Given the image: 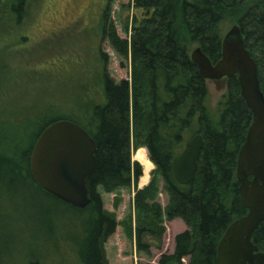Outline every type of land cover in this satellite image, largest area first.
Here are the masks:
<instances>
[{
  "label": "trees",
  "instance_id": "16d2710c",
  "mask_svg": "<svg viewBox=\"0 0 264 264\" xmlns=\"http://www.w3.org/2000/svg\"><path fill=\"white\" fill-rule=\"evenodd\" d=\"M7 1L12 11L24 13L27 0ZM134 9L130 42L118 36L112 22L105 34L122 59L130 58L132 81L117 80L103 69V98L90 105L89 115L81 118L84 121L67 118L86 129L97 144V169L88 181L91 203L85 208L68 204L33 178L30 158L34 143L49 124L63 119L56 117L33 122L28 144L11 148V154L3 153L0 146V191L5 181L14 183L19 178L71 206L84 218V234L74 264H112L106 246L119 221L104 207L99 189L111 192L130 186L133 179L137 182L142 176L139 164L133 169L129 153L132 118L134 144L147 148L141 147V153L154 163L170 195L164 212L169 219L182 218L188 226L176 235L174 252L162 254L159 264H185V259L187 264H217L218 244L225 230L247 213L236 167L253 115L236 77L226 78L227 90L217 110H211L207 80L191 60V47L200 46L213 62L217 61L226 25L235 22L257 62L264 92V0H134ZM106 16L108 13L107 22ZM197 133L204 138L198 170L191 183L180 184L175 178V162ZM3 141L0 128V145ZM148 159L137 160L142 165L147 162L150 173L153 163ZM157 187L153 176L136 193L137 243L145 251L152 245L145 241L146 236L159 241L166 231L163 209L154 202ZM126 229L131 236L132 222ZM253 242L264 250V222L255 231ZM29 264L41 262L35 259Z\"/></svg>",
  "mask_w": 264,
  "mask_h": 264
},
{
  "label": "rangeland",
  "instance_id": "374dc122",
  "mask_svg": "<svg viewBox=\"0 0 264 264\" xmlns=\"http://www.w3.org/2000/svg\"><path fill=\"white\" fill-rule=\"evenodd\" d=\"M9 4L0 2V128L4 133L0 146L6 154L26 146L33 122L44 117L84 121L81 118L89 115L90 105L103 98V69L117 80L132 81L130 58L122 59L105 34L112 22L118 36L130 42L135 13L134 0H27L24 13L12 11ZM235 24H227L226 32ZM207 87L215 112L227 90L226 78L207 80ZM134 127L131 118V164L133 169L141 166L142 176L111 192L99 189L104 207L119 221L106 247L112 264H159L162 254L174 252L176 235L188 226L182 218L169 219L164 212L170 195L154 163L142 155L144 146H135ZM138 157L153 163L150 173L147 162L142 165ZM153 176L158 186L154 202L163 209L166 231L159 241L146 236L152 245L145 251L137 243L136 193ZM83 219L31 181H5L0 191V264H29L35 259L41 264L76 263ZM130 222L131 236L126 229Z\"/></svg>",
  "mask_w": 264,
  "mask_h": 264
},
{
  "label": "water",
  "instance_id": "95a60500",
  "mask_svg": "<svg viewBox=\"0 0 264 264\" xmlns=\"http://www.w3.org/2000/svg\"><path fill=\"white\" fill-rule=\"evenodd\" d=\"M191 60L206 80L236 77L240 94L253 115L236 167L247 213L225 230L218 244L217 264H264V250L253 242L255 231L264 222V92L257 62L237 24L225 33L217 61L213 62L200 46L191 52ZM203 147L200 133L186 142L174 167L178 183L194 180ZM96 151L94 138L81 125L69 119L56 120L34 145L30 162L33 178L58 199L85 208L92 201L88 181L97 169Z\"/></svg>",
  "mask_w": 264,
  "mask_h": 264
}]
</instances>
